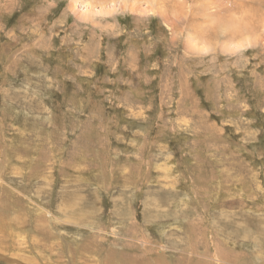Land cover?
Masks as SVG:
<instances>
[{"label": "rangeland", "instance_id": "1", "mask_svg": "<svg viewBox=\"0 0 264 264\" xmlns=\"http://www.w3.org/2000/svg\"><path fill=\"white\" fill-rule=\"evenodd\" d=\"M72 1L0 0V264H264V0Z\"/></svg>", "mask_w": 264, "mask_h": 264}, {"label": "clouds", "instance_id": "2", "mask_svg": "<svg viewBox=\"0 0 264 264\" xmlns=\"http://www.w3.org/2000/svg\"><path fill=\"white\" fill-rule=\"evenodd\" d=\"M76 7L80 8L85 15L92 13L95 10H102L99 5V0H79V2L76 4ZM79 22L84 24H89L93 27H97L103 30L102 26L104 21L100 20L99 18H97L96 23H93L92 21L87 19L81 20Z\"/></svg>", "mask_w": 264, "mask_h": 264}, {"label": "bare ground", "instance_id": "3", "mask_svg": "<svg viewBox=\"0 0 264 264\" xmlns=\"http://www.w3.org/2000/svg\"><path fill=\"white\" fill-rule=\"evenodd\" d=\"M119 0H109L108 2L111 4V5H115L116 4V2H118ZM120 1H124V0H120ZM157 1H159V0H143V2L142 3H144V5L146 6L145 7V10L148 12V11H153L154 10V7L156 6V4L158 5V3H157ZM73 2V4H75V6H76V4L79 2L78 0L77 1H72ZM105 2V1H104ZM109 3H107V4H105V6L107 7H109V6H111ZM131 3V2H130ZM132 4V3H131ZM134 4V3H133ZM146 4H151L152 6L151 7H147V5ZM133 7V6H132ZM100 8L102 9L103 7H101L100 6ZM209 9V8H208ZM212 9V8H211ZM210 10V9H209ZM81 13V15H85L83 12H82V10L80 11ZM95 12L97 13V12H99L98 10H95ZM208 13H209V11H208ZM210 13H211V11H210ZM212 15V14H211ZM211 15H209V16H211ZM85 16H87V15H85ZM213 17H212V19H214V18H217L218 16L216 15V13H213V15H212ZM229 43H231L232 44V41H230ZM7 159H8V157H7ZM30 214V213H29ZM23 216V215H22ZM33 216V215H32ZM34 218V217H33ZM14 220V219H13ZM18 221V220H17ZM17 221H16V223H17ZM15 223V222H14ZM13 223V224H14ZM17 229H19V228H17ZM28 231V230H27ZM26 231V232H27ZM22 232V231H21ZM29 232V231H28ZM14 233V232H13ZM20 235V233L18 234V236ZM25 235V234H24ZM18 236H15V237H18ZM22 236V235H21ZM23 238V237H22ZM29 239V238H28ZM13 240V239H12ZM13 243V242H12ZM27 244V243H26ZM28 247V246H27ZM30 248V247H29ZM31 249H32V247H31ZM35 249V248H34ZM31 252V251H30ZM77 253V252H76ZM34 254V253H33ZM41 255V254H40ZM39 256V255H38ZM39 259H41V258H39ZM79 264V263H78Z\"/></svg>", "mask_w": 264, "mask_h": 264}]
</instances>
